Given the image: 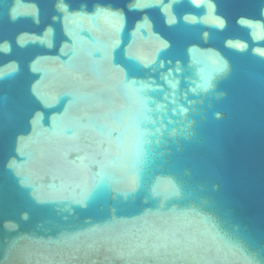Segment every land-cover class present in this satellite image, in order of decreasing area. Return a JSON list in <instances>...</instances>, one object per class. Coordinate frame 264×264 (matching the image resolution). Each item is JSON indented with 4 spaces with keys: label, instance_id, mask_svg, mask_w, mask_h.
<instances>
[{
    "label": "water",
    "instance_id": "1",
    "mask_svg": "<svg viewBox=\"0 0 264 264\" xmlns=\"http://www.w3.org/2000/svg\"><path fill=\"white\" fill-rule=\"evenodd\" d=\"M0 264H264V0H0Z\"/></svg>",
    "mask_w": 264,
    "mask_h": 264
}]
</instances>
